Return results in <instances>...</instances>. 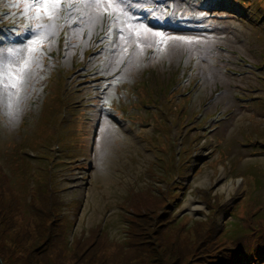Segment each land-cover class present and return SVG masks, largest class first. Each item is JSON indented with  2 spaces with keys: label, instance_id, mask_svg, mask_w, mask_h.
<instances>
[{
  "label": "rangeland",
  "instance_id": "374dc122",
  "mask_svg": "<svg viewBox=\"0 0 264 264\" xmlns=\"http://www.w3.org/2000/svg\"><path fill=\"white\" fill-rule=\"evenodd\" d=\"M44 8L0 0V264H264V0Z\"/></svg>",
  "mask_w": 264,
  "mask_h": 264
},
{
  "label": "snow or ice",
  "instance_id": "6c2138e0",
  "mask_svg": "<svg viewBox=\"0 0 264 264\" xmlns=\"http://www.w3.org/2000/svg\"><path fill=\"white\" fill-rule=\"evenodd\" d=\"M57 2H58V0H57ZM117 2L122 4L124 2V0H117ZM44 10H45L46 13L48 12L47 0H45V8H44ZM23 11H27V8L23 9ZM39 11H40V9H37V12H39ZM29 31H33V30L29 29ZM39 35H40V33L38 31H33V36H39ZM157 35H159V33H157ZM33 36H30L29 40H32V43L35 44V43H37V41L33 39Z\"/></svg>",
  "mask_w": 264,
  "mask_h": 264
},
{
  "label": "trees",
  "instance_id": "16d2710c",
  "mask_svg": "<svg viewBox=\"0 0 264 264\" xmlns=\"http://www.w3.org/2000/svg\"><path fill=\"white\" fill-rule=\"evenodd\" d=\"M240 257H238L237 255H233L230 259H229V263L228 264H237L238 261H240Z\"/></svg>",
  "mask_w": 264,
  "mask_h": 264
},
{
  "label": "bare ground",
  "instance_id": "6f19581e",
  "mask_svg": "<svg viewBox=\"0 0 264 264\" xmlns=\"http://www.w3.org/2000/svg\"><path fill=\"white\" fill-rule=\"evenodd\" d=\"M241 181H244V180H241ZM238 182V185H241L243 182ZM192 210H199V208L195 207V208H192Z\"/></svg>",
  "mask_w": 264,
  "mask_h": 264
}]
</instances>
